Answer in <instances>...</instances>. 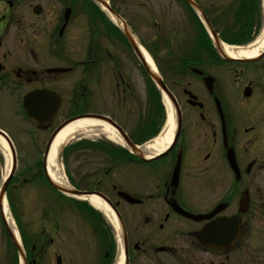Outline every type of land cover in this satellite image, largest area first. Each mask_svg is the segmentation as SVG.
Here are the masks:
<instances>
[{"label":"flooded vegetation","instance_id":"1","mask_svg":"<svg viewBox=\"0 0 264 264\" xmlns=\"http://www.w3.org/2000/svg\"><path fill=\"white\" fill-rule=\"evenodd\" d=\"M151 1L0 0V98L21 115L29 91L57 92L62 103L46 131L92 114L120 126V141L84 132L69 147L74 188L108 198L126 230L127 243L108 238L94 264H115L120 254H127L123 264H235L236 252L248 250L251 220L264 218V48L249 57L226 49L261 47L264 0L164 1V34L141 41L180 106V123L164 151L137 154L131 144L142 145L149 134L138 129L132 108L139 69L115 21L137 38L134 22L156 18L150 7L139 11ZM237 215L241 235L231 247L205 245L206 225L235 223ZM100 223L107 233L108 220L100 216ZM0 233L1 259L11 251ZM54 241L32 245L28 263L43 264L50 253L64 264ZM211 242L229 241L217 231Z\"/></svg>","mask_w":264,"mask_h":264},{"label":"rangeland","instance_id":"2","mask_svg":"<svg viewBox=\"0 0 264 264\" xmlns=\"http://www.w3.org/2000/svg\"><path fill=\"white\" fill-rule=\"evenodd\" d=\"M153 1L150 2L151 5L144 6V8L141 7L139 11L141 14L146 15V10L150 7L152 12H155L156 18L153 17V19H143L134 22V26L138 31V38L149 44H151L154 41V38L158 37V35L164 34L163 32L160 33L158 31L166 29L170 21V16L165 9V0ZM155 19L159 20V25L155 24ZM145 80L146 76L140 67L138 81L136 79L135 82L138 84V103H135L132 106L133 110H139V121H145V119L149 120L153 112H157V109H161L160 105L157 103L154 104L148 99L144 85ZM163 104V108L167 110L166 103L163 102ZM10 105L11 101H9V98H0V129H3L8 133L15 145L18 159L15 183L19 184L25 175L28 176L36 172L37 166L31 165L33 164L31 162L34 160L37 161L36 157H40L42 150L40 151L34 148L31 149V147L37 143L36 137L38 134L35 130L21 125L24 121L19 120L14 116L12 110L13 105H11V107ZM136 114L137 112H135V115ZM19 125L21 126L18 127ZM163 128L161 131L164 130ZM49 135V132L39 133L38 137H40V142L42 141L45 143ZM9 154L11 156L10 150ZM6 155L7 152H4L0 148L1 178L3 177V167L7 157ZM45 186L46 185L42 184L41 181H35L31 184H24L19 186V188L16 187V189H12L11 193L13 197H15L18 193L16 204L18 206L21 219L24 224H26L25 226H27L30 233L38 231L41 226H45L50 234L55 236L56 241L54 243V250L59 249L62 251L65 264H94V261L96 262L100 256L99 240L90 223H88L86 218H83L81 213L74 211L71 207L67 209L64 206L66 204L70 205L68 201L62 200L64 205L61 211L52 212V214L50 213L47 216L48 218L45 219L46 221L43 220L42 215L44 213L41 210H45V206L49 208L51 205L55 206L57 203L54 193L50 192L47 186ZM250 225V240L247 244L248 250L244 252L243 248H240V250L236 252L235 264H264V218L262 217V214L257 213L255 218L251 220ZM56 226L59 227L56 228ZM112 230L113 234H115L113 227ZM58 231L60 234H58ZM11 256L12 252L11 254L7 253V256L5 255L0 259V264H12ZM43 264H52L51 255H47Z\"/></svg>","mask_w":264,"mask_h":264},{"label":"bare ground","instance_id":"3","mask_svg":"<svg viewBox=\"0 0 264 264\" xmlns=\"http://www.w3.org/2000/svg\"><path fill=\"white\" fill-rule=\"evenodd\" d=\"M137 42L140 44L138 40ZM140 47L143 53L145 54V57L147 58V61L149 62V64H151V66L154 67L153 61L151 57L149 56V54L147 53V50L143 46H140ZM263 48H264V42L261 44L260 48H256L255 50H251V51H241L237 54H235V52L231 49H226V50L230 55H237L240 57H249V56L257 55ZM166 104H167V111H168L166 125L162 133L157 138L153 139L152 141L148 142L145 146L142 147V149L147 154L158 153V152L164 151L172 141L176 121H175L174 112L171 107V104L167 101H166ZM90 128L102 129L104 133H107L109 137L114 141L121 140V137L119 136L117 131L113 129L109 124L101 120L91 119V118L79 119V120L73 121L70 124H68L55 137V140L51 146L50 154H49L48 161H47L48 173L50 177L58 184L65 186V187H69L67 179L63 174L62 165L59 164V161H58L59 152H61L64 146L69 144V142L71 141V139L77 132L89 130ZM0 148L4 152H7L6 162L3 167V176L5 179L10 172L11 165H12V159L9 154V146L7 145L5 139L1 135H0ZM97 196L91 195V196H86L82 198L83 200L90 202L95 208L103 211L108 216V219L113 223L115 228H117V221L115 219L114 214L111 212L109 207ZM115 213L118 214L117 211ZM3 215L5 217L6 222L8 223L10 228H12L13 232L15 233L18 240L20 241V236L18 235L17 228L11 217L9 206L6 200L3 201ZM115 264H123V255L120 256V258L116 261Z\"/></svg>","mask_w":264,"mask_h":264},{"label":"water","instance_id":"4","mask_svg":"<svg viewBox=\"0 0 264 264\" xmlns=\"http://www.w3.org/2000/svg\"><path fill=\"white\" fill-rule=\"evenodd\" d=\"M124 31H125V34L127 35V37L131 40V42L133 43V40H132V37H131V34L130 32L128 31L127 27L125 26L124 27ZM135 46V44H134ZM138 54L140 55V58L142 59L143 63L145 64L149 74L153 77V79L157 82V84L160 86V88L169 96V98L171 99V101L174 102L175 104V100L173 98V96L169 93L167 87L165 86V84L163 83L162 79L155 73L153 72L146 64L145 60L143 59V57L141 56V54L139 53V50L138 48L135 46ZM54 95L53 92H50V91H34L32 93H30L29 95H27L25 97V101H24V105L28 111V114L29 116L34 119L36 122H38V125L40 127H42V124H43V121L48 118L50 119L54 113L56 112L57 110V107H58V102H57V99H53L54 97H52ZM53 102V104L57 103L56 105H54V107L50 108L49 110L47 109L49 104ZM104 120L108 121L110 124H112L113 126L116 127L115 124H113V122H111L109 119L107 118H103ZM71 122V120H68L66 121L65 123H63L62 125H60L55 131L54 133L52 134V136L50 137L49 141H48V144H47V152L49 151V148L51 147L55 137L57 136V134L60 132V130L62 128H64L67 124H69ZM4 136V138L7 140L10 148H11V151H12V154H13V166H12V170H11V174H10V177L5 181V183L3 184L2 186V190L0 192V202L2 203V200H3V196L5 194V191H6V188H7V185H8V182L11 178V176L13 175V173L15 172V169H16V157H15V151H14V148H13V145L11 143V141L9 140L8 137H6L5 134L3 133H0ZM51 183L53 184L54 187H56L57 189H60V190H65L67 192H71V193H77V194H85V193H79V192H76V191H73V190H67V189H64V188H61L59 187L57 184H55L54 182L51 181ZM226 225V224H224ZM215 229V227H214ZM228 228L224 226V230H227ZM218 229H216L217 231ZM219 230L222 231L223 228L222 226L219 227ZM225 233H227L225 231ZM235 234H236V231H235ZM233 235H231L232 237ZM13 240L14 242L16 243L15 241V238L13 237ZM232 240V239H230ZM17 244V243H16ZM23 258L24 255H23Z\"/></svg>","mask_w":264,"mask_h":264}]
</instances>
